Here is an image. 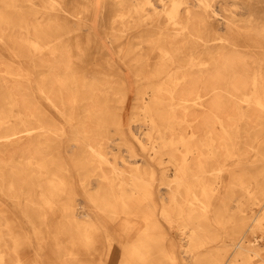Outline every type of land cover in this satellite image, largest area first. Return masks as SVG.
Instances as JSON below:
<instances>
[{"label": "bare ground", "instance_id": "6f19581e", "mask_svg": "<svg viewBox=\"0 0 264 264\" xmlns=\"http://www.w3.org/2000/svg\"><path fill=\"white\" fill-rule=\"evenodd\" d=\"M157 1L160 8L150 11L151 0H77L70 12L71 0H38L37 8L32 7L33 0H0V45L11 59L30 62L38 75L37 92L68 122L74 118V106L82 103V114L71 136L80 142L84 165L92 160L107 162L103 135L111 112L106 104L117 90L110 76L120 71L106 54H101L102 63L89 58L90 48L103 46L91 30L97 19L115 56L139 83L133 108L141 111L149 132L157 133L149 155L165 151L174 169L171 180L162 175L159 182L168 204L164 201L156 208L152 169L135 167L126 179L125 170L111 165V175H100L106 187H99L95 194L84 191L95 210L110 218L121 214L118 236L132 229L134 224L128 218L141 220L135 236L123 246L121 264H179L174 241L162 247L166 239L157 216L174 228L192 264H252L258 249L248 239L243 223L224 233L228 242L223 246H233L232 257L223 260L222 253L228 248L207 245L220 235L213 226L221 228L226 223L219 211L211 208L215 186H222L224 175L228 180L223 185L224 195L234 185L252 195L245 164L236 152L242 139L251 140L249 145L264 164V140H259L264 138V56H259V51L264 52V0H218L228 15L218 13L212 0ZM227 3L243 11L226 9ZM109 8L114 11H107ZM236 13L240 17L231 19ZM58 21L82 22L89 30L66 26L54 33L50 26ZM64 35L70 37L66 44L62 42ZM144 45L153 54L141 60L137 51ZM80 56L84 61L78 59ZM30 75L28 66L14 67L0 59V171L7 169L0 174V194L16 201L24 196L25 203L18 205L22 215L32 226L33 216L43 219L47 232V213L64 218L52 226L57 237L70 232L71 248L60 254L72 263L76 262L72 249L76 245L87 252L95 248L98 240L93 230L98 225L92 219H75L69 197L75 191L68 181L69 173L61 172L62 167H56L55 172L41 171L53 161L40 157L42 149L51 144L48 135L59 136L63 130L39 118L37 103L30 99L26 85ZM125 99L122 87L120 107ZM115 115L118 126L119 114ZM136 119V114L130 116V121ZM208 176L217 182L211 185ZM32 178L35 180L29 183ZM117 178L120 181L116 183ZM28 186L37 188L36 192ZM7 214L0 202V219H6V231L0 220V264H25L17 253L22 240L14 233ZM252 219L264 229L260 218ZM110 240L106 236L108 244ZM53 245L62 250L56 239Z\"/></svg>", "mask_w": 264, "mask_h": 264}, {"label": "rangeland", "instance_id": "374dc122", "mask_svg": "<svg viewBox=\"0 0 264 264\" xmlns=\"http://www.w3.org/2000/svg\"><path fill=\"white\" fill-rule=\"evenodd\" d=\"M33 1L34 5L32 7L37 8L39 6L38 0ZM151 1L152 5L147 8L148 10L151 11L153 7L156 9L160 8V3L157 0ZM71 3L72 4L67 8L70 12L75 9L77 0H71ZM212 3L214 4L213 6L218 13L228 15V11H224L222 6L219 7L220 3L218 0H212ZM100 7L101 6L99 5V8ZM225 7L226 9L232 8L234 11L236 10V12H238V10L243 11L242 9L234 8L229 3L225 4ZM108 10L110 12L114 11L112 8L107 9V11ZM94 12L97 13L98 10L95 9ZM239 13L234 14V17L231 19L240 17ZM94 15V18H97V14ZM106 15L108 16L107 13ZM33 17L34 16L31 15V20H33ZM95 25L94 29L91 27V30L94 31L97 40L103 46L100 49L90 48L88 50V53L91 54L89 55V58L91 57L92 60L102 63L101 54H106L110 57V59H113L112 62L114 65L120 69L118 75L110 76L111 83L112 85H117V90H114L113 95H109V100L106 104L108 106V110L111 112L106 116V129L103 135V150L107 158L106 163H99L95 160H92L87 163V165H84V163L80 161L82 147L79 141H75L73 139L71 132L73 125L82 114V103L79 101L80 103L74 106V118H71V120L68 122L67 119L55 111L52 106L37 92L35 80L38 75L35 71V68L31 66L30 62L25 60L20 63V61L17 59H11L5 49L0 45V59L2 61L7 63L11 62L12 66L14 67L22 65L23 69L28 66L31 75L28 81L25 82L28 87L30 99L37 103L40 114L39 118H41L43 121L53 123L63 130L62 134L59 136L48 135V137L51 139V144L49 147L42 149L40 157H45L46 159H51L53 161L51 163L47 162L45 165H43L46 167L41 171L44 173L50 171L55 172L56 167H62L64 170L61 172L69 173L71 175V179L69 178L68 181H72L75 191L74 195L69 196L73 199L75 219L77 221L92 219L96 225H98V227L93 230V236L98 240L95 244V248H93V250L89 249V252H87L84 247L76 245L72 248L76 253V262L73 260V262L70 263L68 260H66V255L60 254L62 253L61 251L71 248L69 244L70 232L62 233L57 237L52 226L54 222H62L64 218L55 216L56 214L53 215L51 213H47L44 220L48 226L47 228L49 232H47L45 226L42 224L43 219L37 216L34 218L33 216L31 220L34 226H32V224L28 222L27 218L22 215L18 205L19 203H25V201L22 199L24 196L21 197L20 201H16L14 198L6 197L0 194V202L3 203L7 208V215L9 221L13 225L14 233L20 236L22 240L17 248V253L25 264H121L122 252L124 249L123 246L127 240L132 239L135 236L136 230L141 224V220L136 217L128 218V220L134 224L132 229L128 231V233H121V235L118 236V231L120 229L119 227L121 221L123 220L121 214H119L120 216L118 217L110 218L106 212L95 210L90 201L87 200L84 192L87 191L90 194H95L99 187H106V180L101 179L100 175L102 172L106 173L107 175H111V165H115L116 167L125 170L126 179H128V172L133 170L135 167L141 169H152L155 175L152 189L155 193L154 201L156 208L158 210L164 201V203L168 204V201H166L165 197L166 194L164 193L165 188L164 186L160 185L159 182L162 175L164 177L167 175L165 178L168 181L172 179V175L174 173L173 165L167 161L168 156L165 151H162L155 157L149 155V153L153 151L151 150V145L157 140V133L155 131H153L152 134L149 132V128L146 124L147 122L142 116L141 111L136 109L137 107L135 109L133 108L134 103L137 102L136 90L140 85L136 81V78L132 74L130 68L125 66L115 56L109 39L98 28V19L95 22ZM66 26L80 27L82 31L89 30V28L82 22L73 23L71 21H68L66 24H63L62 21H58L57 23L50 26V28H52L54 33H57L60 28L65 30ZM220 27L223 28V25ZM14 31H17V29L15 30L14 28ZM69 41L70 37L64 35L62 38L63 44H66ZM173 43L177 44L178 41L176 42L173 40ZM137 52L141 60H146L148 59L147 57L149 55L152 56L153 54V51H151L145 45ZM259 56L263 57L264 52L259 51ZM78 59L84 61L82 56L78 57ZM122 87L126 92V99L124 100L122 107H120L119 91H121ZM82 93H79V96H82ZM116 113L119 114V127L115 123V119H117V117H115ZM133 114L137 115V119L130 121V116ZM128 127H130V129H128ZM262 131L264 132V127L262 128ZM166 134L168 135V132H166ZM242 140L243 142L240 146H238L236 152L239 153L240 161L243 163V165L245 164L244 166L246 168L247 179L250 181L249 189L251 190L252 195H247L244 188H241L237 185L230 187L232 189L229 190L227 195H224L225 190L223 185L228 181L227 177L224 175L223 180H220L222 182V186H215L217 189L214 191L211 199V208H214L213 212L218 210L220 219L223 221V223H225V221L226 223L221 228H219L217 225L213 226V229H215L216 232L218 231L220 235L217 240L208 244L207 247H220L221 250L228 248L226 253L223 251L222 258L223 260H226L228 255L232 257L233 255L231 249L233 246H223L225 241L228 242V239L224 237V233L226 231H230V228L233 225L236 227V225L243 223L244 226L242 228L247 233L248 239L254 241L258 249V256H254L251 259L252 264H264V229H261L260 226L257 227L256 221H253L252 219L253 217L260 218V221L264 222V164L263 161L259 159V155L257 154L254 147L249 145L251 140ZM259 140H264V138H260ZM244 141L245 144H243ZM236 158L237 157L234 156L231 159V162H236ZM38 161H41L40 158ZM85 168L87 170H84ZM6 172L7 169H2L0 174ZM206 179L209 183H211V185H214V183L217 182V179L210 178L209 176ZM34 180V178L29 179L28 182L32 183ZM119 181L120 179H115L116 183ZM28 188L33 190V192H36L37 190V188L33 186H28ZM126 189L129 190L128 186H126ZM261 190H263V194L260 193ZM158 192L160 194H158ZM182 197L183 195L179 196L180 200ZM61 198L64 199L65 196H62ZM0 220L3 223L2 229L6 231L4 227L6 219L1 218ZM157 220L160 228L165 233L166 240L162 244V247L166 248L169 241H174L173 243L177 249L179 264H192L190 257L183 251V246L181 245L174 228H171L169 224L159 216H157ZM106 236L111 239L110 244H108L106 241ZM55 239L60 243L62 250H57V248L53 245V240ZM11 242L12 241L9 239L8 244L10 246Z\"/></svg>", "mask_w": 264, "mask_h": 264}]
</instances>
